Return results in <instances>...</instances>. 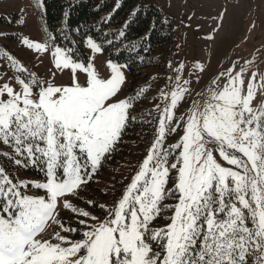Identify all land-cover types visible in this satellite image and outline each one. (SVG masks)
Returning a JSON list of instances; mask_svg holds the SVG:
<instances>
[{
  "label": "snow or ice",
  "instance_id": "snow-or-ice-1",
  "mask_svg": "<svg viewBox=\"0 0 264 264\" xmlns=\"http://www.w3.org/2000/svg\"><path fill=\"white\" fill-rule=\"evenodd\" d=\"M225 19L216 13L206 42L227 41ZM20 43L50 52L52 70L41 76L7 52L0 69V264H264V69L232 58L214 70L193 57L196 74L169 60L158 115H139L151 85L121 98L127 65L109 60L101 77L72 47ZM86 47L102 51L92 37ZM65 72L68 82L57 84ZM138 119L154 123L146 153L115 180L110 199H85ZM170 134L178 138L164 147ZM9 166L40 175L20 178Z\"/></svg>",
  "mask_w": 264,
  "mask_h": 264
},
{
  "label": "rangeland",
  "instance_id": "rangeland-1",
  "mask_svg": "<svg viewBox=\"0 0 264 264\" xmlns=\"http://www.w3.org/2000/svg\"><path fill=\"white\" fill-rule=\"evenodd\" d=\"M157 2L176 29L174 62L183 61L188 66V70L196 74L199 72L194 66L193 57L202 66L211 64L214 70L230 66L229 60L232 58L241 64L245 59L252 61L253 71L264 69V0H157ZM41 4L42 0H0V17H4L0 19V33L5 34L0 36V69L4 68V57L7 52L23 63L29 71H35L41 76L50 75V70H52L50 52L36 53L20 43V39L28 37L35 42L46 43L50 49H54L57 45L47 29ZM225 11L224 32L221 35L227 34V41L220 43L218 39L215 44L206 42L205 33L212 34L210 30L214 26L213 18L216 13ZM19 20L24 22L18 23ZM176 45L181 47L177 48ZM86 54L85 62L91 59L101 77L110 75V70L107 68V62L110 59L102 51L94 54L86 47ZM122 71L126 82L122 86L121 98L128 95L129 84L127 68H122ZM11 74L8 73V75ZM3 75L4 72L0 71V76ZM211 75L212 71L202 74L201 82L196 88L197 91L208 84ZM83 78L84 75L81 74V79ZM185 78H188L187 75ZM195 78L194 75L192 79L195 80ZM68 79L67 72L63 75L57 73L55 82L57 84L66 83ZM166 83L167 81H161L155 87L157 103H162L159 99V90L165 88ZM186 107L187 105H184L181 111ZM155 115H158L156 111ZM179 115L178 112L177 116ZM177 138L178 134H170L164 147L175 143ZM128 148L132 150L131 153H120L114 163L107 162L103 165V168L94 176L90 186L81 193L85 199L91 198L103 203L112 197L111 188L115 180H122L125 175L130 174L131 165L139 161L146 153L131 142L127 143ZM10 171L20 178H37L25 173L22 168L16 169L12 166ZM80 206L87 207L83 203ZM164 223L162 218L158 220V226H163Z\"/></svg>",
  "mask_w": 264,
  "mask_h": 264
},
{
  "label": "trees",
  "instance_id": "trees-1",
  "mask_svg": "<svg viewBox=\"0 0 264 264\" xmlns=\"http://www.w3.org/2000/svg\"><path fill=\"white\" fill-rule=\"evenodd\" d=\"M141 3L147 7L139 8V14L125 25L130 13ZM42 4L47 29L56 44L74 48L76 56L86 61V39L92 37L110 60L127 65L128 95L141 86L147 88L151 85L148 99L135 107L139 115L152 110V116H156L155 87L157 83L167 81L171 74L167 62L174 60L176 39L175 26L157 0H42ZM65 12L69 15L65 16ZM121 30L125 32L124 36H120ZM65 32L69 35L68 40L64 39ZM145 35L148 39L142 41L140 38ZM133 43L136 45L134 48ZM153 127L154 123L142 127L138 119L134 126L128 128L114 158L105 163H114L120 153H131L132 150L127 149L129 142L146 152L153 138ZM23 171L37 178L40 175L31 167Z\"/></svg>",
  "mask_w": 264,
  "mask_h": 264
}]
</instances>
